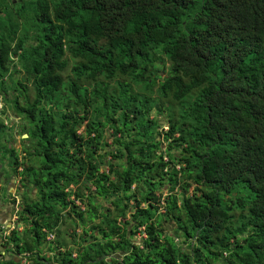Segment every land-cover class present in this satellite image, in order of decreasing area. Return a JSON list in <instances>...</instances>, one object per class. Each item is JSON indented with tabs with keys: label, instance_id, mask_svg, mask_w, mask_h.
<instances>
[{
	"label": "trees",
	"instance_id": "obj_1",
	"mask_svg": "<svg viewBox=\"0 0 264 264\" xmlns=\"http://www.w3.org/2000/svg\"><path fill=\"white\" fill-rule=\"evenodd\" d=\"M14 3L0 22V86L19 63L11 104L40 161L7 150L38 193L16 212L29 234L4 238L13 253L51 264L42 229L66 209L85 245L59 264H264V0H0V12ZM104 128L114 149L101 169ZM95 195L119 196L113 215Z\"/></svg>",
	"mask_w": 264,
	"mask_h": 264
},
{
	"label": "rangeland",
	"instance_id": "obj_2",
	"mask_svg": "<svg viewBox=\"0 0 264 264\" xmlns=\"http://www.w3.org/2000/svg\"><path fill=\"white\" fill-rule=\"evenodd\" d=\"M23 1H28V0H23ZM17 7H18V5L14 3L13 9H12L11 14L9 16L3 12H0V22L2 20L6 22L7 19L12 18L13 12L16 11ZM26 11L28 12L27 9H26ZM20 26H21L20 32H22L23 24H20ZM30 32H32V29ZM27 42L31 43L32 41L28 40ZM64 57L66 59V68L64 69L63 74L69 72V68L71 67V64H72V59H70L68 57V55H65ZM13 69H14V71L12 72V74L6 75L3 78V83L0 86V121L2 123V125L0 126V205L5 204L6 201L11 202V198L14 197L15 193H18L19 189L23 188L20 185L21 182L19 181V176L16 173L12 174L13 180H12L11 185H10V181H9L8 177H6L8 175V172L11 170L10 158H9L7 150L10 148H13L18 161H21L24 165L30 163L31 165L36 167L40 161L39 156H37L34 153H31V152H33V144L30 142V140L26 137V134H25V131H26L27 126H28L26 121L23 119L22 114L17 115L14 112L13 105L11 104L13 97L16 95V93L14 91H12V88H11L13 85V81H15V80L21 81L22 80L24 82V80H23L24 72H23V69L21 68V65L19 63H17L16 61H14V68ZM158 73L160 76H163V74H161L160 71ZM28 92L30 94V90H28ZM18 100H19L18 104L22 108V106H21L22 100L21 99H18ZM154 114H155L154 112H150V117L155 116ZM164 115L165 114L157 117L159 122H160V126H162L163 130L166 128L165 123H164V120H165ZM109 132H110L109 129L104 128L103 133H102L103 134L102 142L108 143V146L101 144L102 147L96 151V154L101 156L100 158H98V167L101 169L102 168L105 169V167H106L105 163L109 159V156L106 155V151L114 149V145L109 144V142H110ZM163 147H164V143L162 142L161 148H163ZM174 151H176V150H174ZM29 153L31 155H28ZM113 161H114V159H113ZM116 162H118V160H116ZM18 170H20V167L18 168ZM27 181H24V183L28 184L29 186L26 188L25 195H23L22 199L19 198V200H17L16 195H15V201L12 204V210L14 209L13 206L16 205V212L20 210L21 202L32 201V200H36L38 198L37 189H35V187L32 184L28 183ZM7 186H11V189L9 190V192L6 191ZM158 186L159 187L161 186L159 188L161 190V193L165 194V186H162V185H158ZM192 187H193V185H190L188 190L190 191L192 189ZM4 189H5V191H4ZM91 189H93V188L91 187ZM84 194H85V192H84ZM136 196L138 197L137 194H136ZM118 198H119V196H115V195H111L107 198L95 195V197H94L95 202L94 203L97 205L98 211L106 212L109 214V216H111V215H113V208L109 205V203H111L112 201H114L115 199H118ZM85 200L86 199L84 198V202H85ZM127 202L131 203L132 198L128 199ZM87 206L88 205L86 203L85 208ZM63 212L65 213L63 221H61V223L59 225H57V227L55 228V231H57L56 236L61 237L62 240L66 239L67 242H70L71 240L75 239V237H76L75 236V234L77 233L76 229L80 231V235H81L82 227H81V225H79L78 221L74 222V215L72 213H71L72 217L68 218V216H66V209ZM13 213H14V210H13ZM96 222H97V219H95L92 222V224L93 223L95 224ZM14 223H15L14 227H16L17 233L19 234V236L21 238H24L26 235L29 234V232L27 231L28 225H25L22 223H17L16 219H15ZM90 225H91V223L89 224V222H87V224L85 225L84 228H87ZM172 227H173L172 223L171 224L166 223V228L164 230V233L165 234H172L173 233ZM9 230L10 229H6L5 231L3 230V232H2V229L0 228V238H1V240H3L0 244V247L4 246L6 253L9 256H11L12 252H13L12 246L10 243H7L4 239L7 236ZM177 242H180L182 244L180 239ZM77 251H78V249H77Z\"/></svg>",
	"mask_w": 264,
	"mask_h": 264
},
{
	"label": "crops",
	"instance_id": "obj_3",
	"mask_svg": "<svg viewBox=\"0 0 264 264\" xmlns=\"http://www.w3.org/2000/svg\"><path fill=\"white\" fill-rule=\"evenodd\" d=\"M13 210L9 201H6L5 204L0 205V228L2 229V232L3 230L5 231L6 229H11V226L13 225L15 226V213H13ZM76 232L77 233L75 234V239L71 240L70 242H67L66 239L62 240L61 237H57L56 235L55 241L53 243L45 241L38 248V250L40 249V256H44L45 258H47V260H49L51 264H59L57 261L59 256L58 253H62L64 250L72 251L71 257H75L77 249L80 250L82 246L85 245L84 242H81L80 231L76 229ZM2 241L3 240H1L0 238V244ZM30 257L31 256L28 255V253L14 254L13 252L12 255L9 256L5 251V247H0V258H3L5 260L13 259V261L18 262L19 264H21L22 262H26V264H28Z\"/></svg>",
	"mask_w": 264,
	"mask_h": 264
},
{
	"label": "built area",
	"instance_id": "obj_4",
	"mask_svg": "<svg viewBox=\"0 0 264 264\" xmlns=\"http://www.w3.org/2000/svg\"><path fill=\"white\" fill-rule=\"evenodd\" d=\"M175 167L178 168V165H175ZM74 202L76 205H79L81 207V209H83V206H81L77 200ZM160 203L162 204V200H160ZM14 212H16V209H14ZM14 219H16V215H15ZM42 231L44 232V240L45 241H48V242L54 241V239H55L54 229L51 231H46L45 229H42ZM144 237H145V233L143 231V226H141L138 228V231L134 235L135 242L139 241L140 238H144ZM71 256H72V253H71ZM21 264H26V262H22Z\"/></svg>",
	"mask_w": 264,
	"mask_h": 264
},
{
	"label": "flooded vegetation",
	"instance_id": "obj_5",
	"mask_svg": "<svg viewBox=\"0 0 264 264\" xmlns=\"http://www.w3.org/2000/svg\"><path fill=\"white\" fill-rule=\"evenodd\" d=\"M12 174H13V171L12 170H10L9 172H8V175L6 176V177H8V179H9V181H10V184H12ZM7 188H8V186H7ZM7 188H6V191H7ZM20 192L22 193V192H26V188H21V189H19V194H20ZM17 193V194H18ZM14 197H15V195H14ZM10 204H11V206H12V203L11 202H9ZM17 204V203H16ZM14 209H16V205L14 206ZM13 227H14V225H13Z\"/></svg>",
	"mask_w": 264,
	"mask_h": 264
},
{
	"label": "water",
	"instance_id": "obj_6",
	"mask_svg": "<svg viewBox=\"0 0 264 264\" xmlns=\"http://www.w3.org/2000/svg\"><path fill=\"white\" fill-rule=\"evenodd\" d=\"M10 185H11V184H10ZM10 189H11V186H8V188H7V192H9ZM19 198H20V194L18 193V194L16 195V199L19 200ZM11 228H13V226H11Z\"/></svg>",
	"mask_w": 264,
	"mask_h": 264
},
{
	"label": "clouds",
	"instance_id": "obj_7",
	"mask_svg": "<svg viewBox=\"0 0 264 264\" xmlns=\"http://www.w3.org/2000/svg\"><path fill=\"white\" fill-rule=\"evenodd\" d=\"M14 207V206H13ZM15 213V215H16V212H14ZM12 229V228H11Z\"/></svg>",
	"mask_w": 264,
	"mask_h": 264
}]
</instances>
